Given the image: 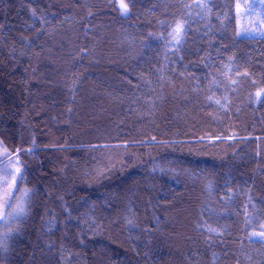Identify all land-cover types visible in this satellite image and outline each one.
I'll list each match as a JSON object with an SVG mask.
<instances>
[{"label":"trees","instance_id":"trees-1","mask_svg":"<svg viewBox=\"0 0 264 264\" xmlns=\"http://www.w3.org/2000/svg\"><path fill=\"white\" fill-rule=\"evenodd\" d=\"M0 140L31 191L0 264H264L237 0H0Z\"/></svg>","mask_w":264,"mask_h":264},{"label":"rangeland","instance_id":"rangeland-1","mask_svg":"<svg viewBox=\"0 0 264 264\" xmlns=\"http://www.w3.org/2000/svg\"><path fill=\"white\" fill-rule=\"evenodd\" d=\"M121 10L124 15L127 13ZM237 28L239 37L264 38V0H237ZM182 33L180 28L179 34L176 32L174 35V42L181 41ZM21 174L20 161L8 159V153L0 140V216L4 217L0 219V232L4 234L17 226L28 213L31 191L20 187ZM13 192L15 198L11 200V207H6L9 193ZM18 207L24 211L17 216ZM257 239L264 241V235L259 234Z\"/></svg>","mask_w":264,"mask_h":264},{"label":"snow or ice","instance_id":"snow-or-ice-1","mask_svg":"<svg viewBox=\"0 0 264 264\" xmlns=\"http://www.w3.org/2000/svg\"><path fill=\"white\" fill-rule=\"evenodd\" d=\"M120 7L122 8V9H124L125 11H127V5H125L124 3H121L120 4ZM176 32H177V34H179V32H180V28H179V26L177 27V29H176ZM18 190V189H17ZM15 198V193L13 192V193H9V198H8V200L6 201V207H11V200L12 199H14ZM24 211V209L22 208V207H18L17 208V211H16V213H15V215H19L20 213H22ZM9 215H11V213H9ZM4 217L3 216H0V219H3ZM261 227L262 228H264V225H261ZM261 235H264V233H261Z\"/></svg>","mask_w":264,"mask_h":264},{"label":"bare ground","instance_id":"bare-ground-1","mask_svg":"<svg viewBox=\"0 0 264 264\" xmlns=\"http://www.w3.org/2000/svg\"><path fill=\"white\" fill-rule=\"evenodd\" d=\"M0 233H2V232H0Z\"/></svg>","mask_w":264,"mask_h":264}]
</instances>
